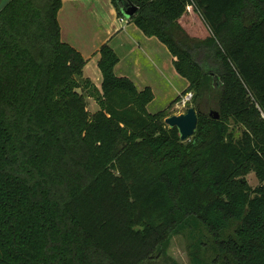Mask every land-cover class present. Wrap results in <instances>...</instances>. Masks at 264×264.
<instances>
[{
	"label": "trees",
	"instance_id": "obj_1",
	"mask_svg": "<svg viewBox=\"0 0 264 264\" xmlns=\"http://www.w3.org/2000/svg\"><path fill=\"white\" fill-rule=\"evenodd\" d=\"M125 1L195 93L196 132L182 141L166 124L180 98L148 111L154 92L116 75L109 44L95 86L84 56L61 40L62 0L8 2L0 264H181L171 255L178 235L191 264H264V0Z\"/></svg>",
	"mask_w": 264,
	"mask_h": 264
},
{
	"label": "rangeland",
	"instance_id": "obj_2",
	"mask_svg": "<svg viewBox=\"0 0 264 264\" xmlns=\"http://www.w3.org/2000/svg\"><path fill=\"white\" fill-rule=\"evenodd\" d=\"M112 2V0H62V8L60 16H58L59 24L62 28L61 40L74 47L84 56L88 65V68L86 65L87 75L90 77L93 84H96H94L95 86H100L98 88H101L103 82L99 61L101 59L100 50L105 45L103 39L106 34V28L104 27L110 26L115 23L116 20H119V18L121 21V17L118 16L117 10ZM7 3L8 2H0V10ZM123 23L127 24V19L126 22ZM189 23H191V21L189 18H186L185 24ZM191 26H196L201 36H206L205 29L196 18ZM154 41L160 42L155 37ZM160 44L162 46L161 51H156L154 45L150 46V49L153 50L152 52L157 56V59L152 56V60L155 62L153 66L163 71L165 78H161L164 79L165 83H158V81L150 78L151 83L156 85V90H154L156 99H154L148 107V111L151 114L167 110L174 100L186 94L185 91L189 86L188 81L177 73L175 65L172 63L173 55L170 53L167 46L161 42ZM153 70L155 73L159 74L156 69L153 68ZM119 73L116 75L119 76ZM159 76L161 75L159 74ZM178 89L181 91V95L176 97V91ZM79 92L84 94V86ZM87 102L88 109L90 113L93 114V112L98 109L97 102L92 98H88ZM178 104L179 103L168 110L169 115L185 114L190 108L195 106L194 101L189 104L187 108L178 107ZM237 135L239 136L240 132H238ZM248 180L253 188L260 185L259 180L254 174H251ZM172 243L171 255L181 264H191L185 239L178 235L173 238Z\"/></svg>",
	"mask_w": 264,
	"mask_h": 264
},
{
	"label": "crops",
	"instance_id": "obj_3",
	"mask_svg": "<svg viewBox=\"0 0 264 264\" xmlns=\"http://www.w3.org/2000/svg\"><path fill=\"white\" fill-rule=\"evenodd\" d=\"M12 1L13 0H0V2ZM104 28H106V34L104 36L103 43L112 46L120 57V62L116 67V74L121 72L119 73L122 75H119L120 77L131 78L141 91L144 90V88L150 87L154 92V90H156V85L151 83L150 78L158 81V83H163V78L165 77L161 69H157V67L155 68L153 66V63L155 62L152 60V56L155 59H157V56L152 52L153 50L150 49V46L154 45L156 47V51H161L162 46L160 42H155L154 37L150 38L146 36L134 23L130 21H128L127 24L122 23L120 18L119 20H116L115 23ZM174 61L175 58L172 57L173 65ZM87 68L85 70V76L90 79L87 75ZM153 68L156 69L161 76L155 73ZM176 94V97L180 96L181 91L178 89ZM97 106L98 109H96L93 113L100 110L98 104Z\"/></svg>",
	"mask_w": 264,
	"mask_h": 264
},
{
	"label": "water",
	"instance_id": "obj_4",
	"mask_svg": "<svg viewBox=\"0 0 264 264\" xmlns=\"http://www.w3.org/2000/svg\"><path fill=\"white\" fill-rule=\"evenodd\" d=\"M122 1L123 8L122 13L124 18L131 20L139 8L134 4H131L125 0ZM215 119H220V115L217 112L211 114ZM166 124L171 128H178L182 141H187L194 136L198 126V112L195 108H190L187 113L182 115H174L166 119Z\"/></svg>",
	"mask_w": 264,
	"mask_h": 264
},
{
	"label": "built area",
	"instance_id": "obj_5",
	"mask_svg": "<svg viewBox=\"0 0 264 264\" xmlns=\"http://www.w3.org/2000/svg\"><path fill=\"white\" fill-rule=\"evenodd\" d=\"M121 22H126V18L122 19L121 18ZM128 22V20H127ZM194 99V93L193 92H189L186 93L185 95H181L180 100H179V104L178 107H183V108H187V106L189 104H191L193 102Z\"/></svg>",
	"mask_w": 264,
	"mask_h": 264
}]
</instances>
